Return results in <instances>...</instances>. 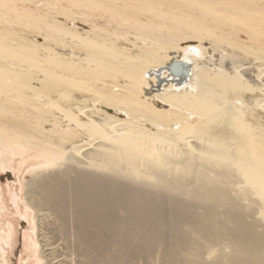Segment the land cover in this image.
Instances as JSON below:
<instances>
[{
	"label": "bare ground",
	"instance_id": "6f19581e",
	"mask_svg": "<svg viewBox=\"0 0 264 264\" xmlns=\"http://www.w3.org/2000/svg\"><path fill=\"white\" fill-rule=\"evenodd\" d=\"M62 34L86 50H60L67 61L45 57L74 69L100 65L105 42ZM217 46L238 59L214 61L194 45L151 46L137 57L147 65L137 79L116 75L161 104L149 103L201 117L192 127L164 123L0 51V67L68 90L66 99L52 97L0 74V91L26 97L28 107L69 130L68 138L51 133L50 150L41 148L33 163L42 173L26 184L45 264H75L76 252L86 264H136L155 250L163 264H264V59ZM127 114L167 130L142 128Z\"/></svg>",
	"mask_w": 264,
	"mask_h": 264
},
{
	"label": "rangeland",
	"instance_id": "374dc122",
	"mask_svg": "<svg viewBox=\"0 0 264 264\" xmlns=\"http://www.w3.org/2000/svg\"><path fill=\"white\" fill-rule=\"evenodd\" d=\"M63 31L79 40L105 42L107 47L96 55L100 65L89 68L84 64L88 69H74L54 61L51 55L45 57L43 53L50 52L67 61L60 50H86L81 41L65 36ZM0 33V51L4 54L84 90L160 117L164 123L192 127L201 117L171 106L152 105L149 100L160 102L128 89L116 75L137 79L147 66L137 57L156 46L169 52L194 45L212 54L214 61L238 59L233 53L219 49L218 42H222L264 59V0H0ZM6 41L24 47L9 46ZM0 74L52 97L66 99L68 93L66 86L2 66ZM9 96L0 91V138L14 150L9 154L0 148V264H45L39 240L40 217L28 202L26 184L42 173L39 170L43 168L33 163L41 148L50 150L49 145L54 141L51 133L58 130L59 137L68 138L69 130L56 125L44 111L37 113L28 107L26 97L24 101H15ZM101 112L125 119L114 108H102ZM129 116L132 123L142 128L167 130L143 118ZM12 135L17 137L14 144ZM53 231L52 235L59 237V232ZM76 254H73L75 264H86ZM136 264L163 263L155 250L147 258L139 257Z\"/></svg>",
	"mask_w": 264,
	"mask_h": 264
},
{
	"label": "water",
	"instance_id": "95a60500",
	"mask_svg": "<svg viewBox=\"0 0 264 264\" xmlns=\"http://www.w3.org/2000/svg\"><path fill=\"white\" fill-rule=\"evenodd\" d=\"M153 105H157V104H155L154 102H151ZM157 106H159V105H157Z\"/></svg>",
	"mask_w": 264,
	"mask_h": 264
}]
</instances>
